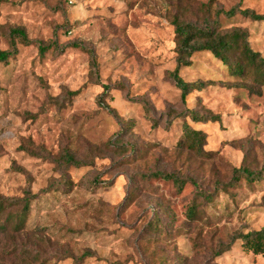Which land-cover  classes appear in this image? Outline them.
Here are the masks:
<instances>
[{
    "label": "rangeland",
    "instance_id": "1",
    "mask_svg": "<svg viewBox=\"0 0 264 264\" xmlns=\"http://www.w3.org/2000/svg\"><path fill=\"white\" fill-rule=\"evenodd\" d=\"M237 5L264 14V0H0V47L14 26L33 41L0 62V194H36L26 227L0 233V264H264L241 240L218 254L264 227V172L234 181L264 170V85L209 51L180 69L205 89L184 100L171 76L176 18L247 28L264 56V21L216 14ZM185 122L207 155L182 146Z\"/></svg>",
    "mask_w": 264,
    "mask_h": 264
},
{
    "label": "trees",
    "instance_id": "2",
    "mask_svg": "<svg viewBox=\"0 0 264 264\" xmlns=\"http://www.w3.org/2000/svg\"><path fill=\"white\" fill-rule=\"evenodd\" d=\"M205 5L210 6V3ZM221 13L227 16H234L237 13H241L254 20L264 21V14H259L250 8H242L240 5L229 10L218 9L216 11L217 16ZM173 23L176 32L175 52L177 66L175 70L171 72V76L181 90L184 100L191 92L203 90L210 84L203 80L188 81L180 74V69L182 67L192 64L191 57L197 52H212L216 58L227 66L231 75L243 77L247 73H254L256 84L260 86L264 85V56L260 51L252 47L247 28H224L221 26L218 19L209 17H206L205 23L201 24L189 20H180L179 18L174 19ZM20 42L28 45L33 41L24 27L14 26L10 30V48L3 49L0 47V62H8L11 57L16 55L19 51L18 43ZM48 48V46L41 43V54H45ZM254 90L257 91L258 88H254ZM73 93L76 94L77 91H73ZM192 112V118L196 124L204 123L208 120H220V116L213 113H211L210 117L202 118L196 114L195 110ZM183 130L184 134L181 140L182 146L190 148L199 156L207 155L208 151L204 149L207 135L203 128L185 122ZM34 152L35 154H40L38 151ZM62 159L65 160L66 164H80V161L77 160L72 153H65ZM235 170L236 174L234 181L240 180L242 176L250 180H255L262 177V173L264 172V170L256 172L246 166H242ZM151 176L172 180L180 191L184 188L185 181L174 173L157 171L146 175V177ZM35 196L36 194L32 193L30 188H27L24 195L21 197H8L0 194V233L6 231L9 226H11L15 233L21 232L26 227ZM196 211L197 205L192 204L188 208V215L194 218ZM236 240H241L245 250L255 254H264V227L259 230H238L230 237L227 245L220 246L218 254L229 250Z\"/></svg>",
    "mask_w": 264,
    "mask_h": 264
},
{
    "label": "built area",
    "instance_id": "3",
    "mask_svg": "<svg viewBox=\"0 0 264 264\" xmlns=\"http://www.w3.org/2000/svg\"><path fill=\"white\" fill-rule=\"evenodd\" d=\"M71 2H72V0H71Z\"/></svg>",
    "mask_w": 264,
    "mask_h": 264
}]
</instances>
